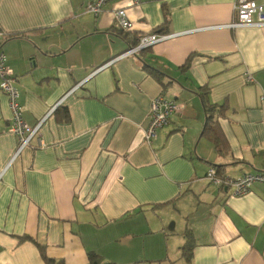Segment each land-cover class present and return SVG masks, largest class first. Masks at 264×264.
Here are the masks:
<instances>
[{
    "label": "crops",
    "instance_id": "obj_1",
    "mask_svg": "<svg viewBox=\"0 0 264 264\" xmlns=\"http://www.w3.org/2000/svg\"><path fill=\"white\" fill-rule=\"evenodd\" d=\"M95 1L0 0V52L24 122L36 126L62 101L12 161L18 140L0 92V264H45L22 237L64 264H87L90 252L115 264H186V230L191 264H264V184L232 197L205 180L210 167L232 179L264 173V28H227L234 0H109L96 17L85 10ZM163 5L166 38L115 61L155 34ZM116 10L132 23L121 30L127 42ZM201 94L225 107L223 154L200 136ZM160 95L184 109L148 145Z\"/></svg>",
    "mask_w": 264,
    "mask_h": 264
},
{
    "label": "built area",
    "instance_id": "obj_2",
    "mask_svg": "<svg viewBox=\"0 0 264 264\" xmlns=\"http://www.w3.org/2000/svg\"><path fill=\"white\" fill-rule=\"evenodd\" d=\"M108 1L109 0H97L87 5L85 10L87 13L96 17L102 12V7ZM135 3H138V0H136ZM233 13L235 21L228 25L227 28L229 29L246 27L264 28V0H234ZM114 17L119 30L128 31L132 28V23L124 10H116L114 12ZM1 36H5V34L0 28V37ZM165 38L166 36L156 34L144 37L136 47L129 49L125 54L117 57L115 61L147 49ZM248 80L250 81L251 78L248 77ZM73 91H75V89L71 92ZM0 92H2L7 99L11 115L9 132L16 136L18 140L17 150L12 158L13 161L29 146L30 141L37 135L41 125L53 114L54 110L62 101L53 107L36 126L29 127L22 117L19 93L16 88V77L6 65V57L2 52H0ZM183 109L184 105L178 103L174 99L164 98L162 95L153 99L150 104L148 125L144 130L145 142L148 145L152 144L157 136V132L166 127L170 123V119L182 112ZM205 180L215 187L230 189L232 197H241L248 194L254 184H264V173L243 174L239 178L232 179L219 175L214 167H210L206 172Z\"/></svg>",
    "mask_w": 264,
    "mask_h": 264
},
{
    "label": "trees",
    "instance_id": "obj_3",
    "mask_svg": "<svg viewBox=\"0 0 264 264\" xmlns=\"http://www.w3.org/2000/svg\"><path fill=\"white\" fill-rule=\"evenodd\" d=\"M162 11H163L164 23L162 25H160V27L156 28L153 31V33H155V34L158 33L159 35H166L168 33V26L170 24V19H169L170 14H169V11L167 10L165 5H163ZM117 32H118V35L125 42L128 41V39H129V33L128 32H122L121 30H119ZM19 36L23 37L24 35L11 34L8 36V38H16ZM137 44H138V42L135 43V41H132L131 45L128 44L129 45L128 48L129 49L134 48L137 46ZM191 58H192V55H190L186 59L183 69L188 68ZM143 69L149 75H151L164 89L168 84H170V80L167 77H166L167 80H164V78H165L164 75L162 73H160L158 70H156V69H154V68H152L146 64H144ZM199 98H200L201 105H202V108L204 111V125H203L200 136L202 138L206 139L208 142L212 143V145L214 146L217 153L223 154L224 152H223V148L221 146L223 139H222V135H221L219 125H218V120L224 116L225 107H223V106L217 107L214 105H210L206 99V95H204V94L199 95ZM57 112L59 113V109L56 110V113ZM60 115H63V119L65 121L69 120V116H68L67 111H64L63 114H60ZM220 168L221 167L215 168L219 175H221L219 172ZM184 237H185V241H184V244L182 245V247L180 249L181 258L184 260V262L186 264H191L193 249L195 247L194 235L190 230H186L184 232ZM21 239H22V241H32L37 246L45 264H64L62 261H55L53 259L46 257L44 246L37 244L30 237H22ZM87 264H115V263L106 262L99 255L95 254L94 252H90V253H88Z\"/></svg>",
    "mask_w": 264,
    "mask_h": 264
},
{
    "label": "rangeland",
    "instance_id": "obj_4",
    "mask_svg": "<svg viewBox=\"0 0 264 264\" xmlns=\"http://www.w3.org/2000/svg\"><path fill=\"white\" fill-rule=\"evenodd\" d=\"M174 224V221H169L166 225V227L168 228V230L170 229L169 227L172 226ZM179 230V227H177V231Z\"/></svg>",
    "mask_w": 264,
    "mask_h": 264
}]
</instances>
